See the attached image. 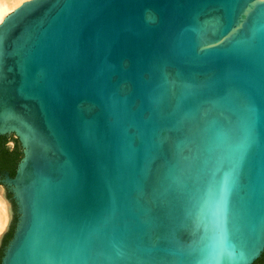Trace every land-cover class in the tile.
Returning <instances> with one entry per match:
<instances>
[{"label": "water", "instance_id": "95a60500", "mask_svg": "<svg viewBox=\"0 0 264 264\" xmlns=\"http://www.w3.org/2000/svg\"><path fill=\"white\" fill-rule=\"evenodd\" d=\"M0 134L23 150L0 264H253L264 0H25L0 22Z\"/></svg>", "mask_w": 264, "mask_h": 264}, {"label": "trees", "instance_id": "16d2710c", "mask_svg": "<svg viewBox=\"0 0 264 264\" xmlns=\"http://www.w3.org/2000/svg\"><path fill=\"white\" fill-rule=\"evenodd\" d=\"M11 140L15 141V145L12 147L9 145ZM22 156L23 150L19 138L14 135L0 134V173L9 171L11 175H15ZM10 196H12V193H10ZM253 264H264V254Z\"/></svg>", "mask_w": 264, "mask_h": 264}, {"label": "bare ground", "instance_id": "6f19581e", "mask_svg": "<svg viewBox=\"0 0 264 264\" xmlns=\"http://www.w3.org/2000/svg\"><path fill=\"white\" fill-rule=\"evenodd\" d=\"M25 0H0V22L5 16L22 4ZM9 222L8 205L5 198L0 194V234L5 230Z\"/></svg>", "mask_w": 264, "mask_h": 264}, {"label": "flooded vegetation", "instance_id": "af4514ba", "mask_svg": "<svg viewBox=\"0 0 264 264\" xmlns=\"http://www.w3.org/2000/svg\"><path fill=\"white\" fill-rule=\"evenodd\" d=\"M6 172H4L3 174L1 173V175H3L4 176V174H5ZM264 254V253H263ZM263 256V255H262Z\"/></svg>", "mask_w": 264, "mask_h": 264}, {"label": "rangeland", "instance_id": "374dc122", "mask_svg": "<svg viewBox=\"0 0 264 264\" xmlns=\"http://www.w3.org/2000/svg\"><path fill=\"white\" fill-rule=\"evenodd\" d=\"M8 205V204H7Z\"/></svg>", "mask_w": 264, "mask_h": 264}]
</instances>
